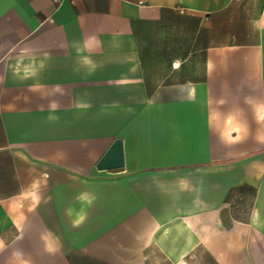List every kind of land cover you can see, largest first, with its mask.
<instances>
[{"label": "crops", "instance_id": "0c3cea01", "mask_svg": "<svg viewBox=\"0 0 264 264\" xmlns=\"http://www.w3.org/2000/svg\"><path fill=\"white\" fill-rule=\"evenodd\" d=\"M76 262L264 264V0H0V264Z\"/></svg>", "mask_w": 264, "mask_h": 264}, {"label": "water", "instance_id": "95a60500", "mask_svg": "<svg viewBox=\"0 0 264 264\" xmlns=\"http://www.w3.org/2000/svg\"><path fill=\"white\" fill-rule=\"evenodd\" d=\"M123 164L122 144L120 139H115L96 166L100 169H115Z\"/></svg>", "mask_w": 264, "mask_h": 264}, {"label": "clouds", "instance_id": "9594fccd", "mask_svg": "<svg viewBox=\"0 0 264 264\" xmlns=\"http://www.w3.org/2000/svg\"><path fill=\"white\" fill-rule=\"evenodd\" d=\"M80 220L82 221V220H83V217H81ZM78 222H79V221H78Z\"/></svg>", "mask_w": 264, "mask_h": 264}, {"label": "rangeland", "instance_id": "374dc122", "mask_svg": "<svg viewBox=\"0 0 264 264\" xmlns=\"http://www.w3.org/2000/svg\"><path fill=\"white\" fill-rule=\"evenodd\" d=\"M75 264H82V263H78V262H76Z\"/></svg>", "mask_w": 264, "mask_h": 264}, {"label": "built area", "instance_id": "2783aa9c", "mask_svg": "<svg viewBox=\"0 0 264 264\" xmlns=\"http://www.w3.org/2000/svg\"><path fill=\"white\" fill-rule=\"evenodd\" d=\"M72 2H74V0H72Z\"/></svg>", "mask_w": 264, "mask_h": 264}]
</instances>
